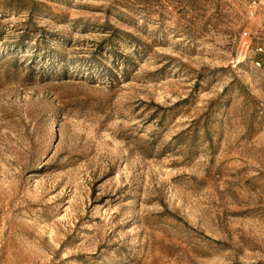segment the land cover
<instances>
[{"label": "rangeland", "instance_id": "374dc122", "mask_svg": "<svg viewBox=\"0 0 264 264\" xmlns=\"http://www.w3.org/2000/svg\"><path fill=\"white\" fill-rule=\"evenodd\" d=\"M258 44L264 0H0V264H264Z\"/></svg>", "mask_w": 264, "mask_h": 264}, {"label": "built area", "instance_id": "2783aa9c", "mask_svg": "<svg viewBox=\"0 0 264 264\" xmlns=\"http://www.w3.org/2000/svg\"><path fill=\"white\" fill-rule=\"evenodd\" d=\"M253 4H256V1L253 2ZM243 37L244 38H248V33L245 31L243 33ZM246 45V49H248L250 47V44L247 43ZM254 53L256 54H264V45L263 44H258L255 48H254ZM253 63L256 67L264 69V61L260 60V59H256L253 60Z\"/></svg>", "mask_w": 264, "mask_h": 264}]
</instances>
